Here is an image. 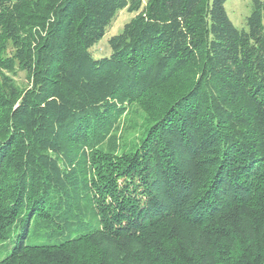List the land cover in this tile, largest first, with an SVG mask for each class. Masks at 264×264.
Returning a JSON list of instances; mask_svg holds the SVG:
<instances>
[{
	"label": "trees",
	"instance_id": "16d2710c",
	"mask_svg": "<svg viewBox=\"0 0 264 264\" xmlns=\"http://www.w3.org/2000/svg\"><path fill=\"white\" fill-rule=\"evenodd\" d=\"M226 2L0 0V264H264V0Z\"/></svg>",
	"mask_w": 264,
	"mask_h": 264
},
{
	"label": "rangeland",
	"instance_id": "374dc122",
	"mask_svg": "<svg viewBox=\"0 0 264 264\" xmlns=\"http://www.w3.org/2000/svg\"><path fill=\"white\" fill-rule=\"evenodd\" d=\"M143 2L146 3L147 0H143ZM226 8L234 23L241 28L246 25V15L250 13L252 4L251 0H227ZM133 15L134 13H131L126 9L119 12V14L115 17L113 24L107 30L105 36L92 47V52L96 58L111 54L112 49L109 44L110 36L121 32L124 25L130 21ZM14 77L20 84L27 83V73L22 69H19ZM145 118L146 114L141 106L138 104L133 105L130 109H128L126 115L122 118L119 129L114 132V140H118V143L120 140L128 144L135 142L141 136V131L143 130L145 124ZM104 148H109V145H106ZM120 150L121 148L117 149V151ZM10 235L11 236L7 240L0 242V260L6 257L14 246V229L10 231ZM54 237L55 236L49 237L48 234H46V229L42 226H38L36 222L33 221L29 229V233L25 238V242L28 244L57 242Z\"/></svg>",
	"mask_w": 264,
	"mask_h": 264
}]
</instances>
